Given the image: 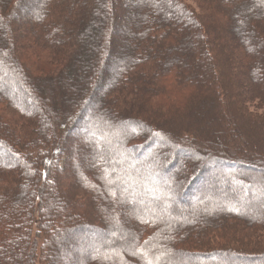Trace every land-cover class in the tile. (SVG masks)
Returning a JSON list of instances; mask_svg holds the SVG:
<instances>
[{
  "label": "trees",
  "instance_id": "obj_1",
  "mask_svg": "<svg viewBox=\"0 0 264 264\" xmlns=\"http://www.w3.org/2000/svg\"><path fill=\"white\" fill-rule=\"evenodd\" d=\"M24 2L0 0V264L69 261L77 239L92 249L73 264L264 261V245L250 247L264 244V211L249 196L238 204L226 165L264 168V0H33L22 15ZM254 102L260 112L246 109ZM83 116L93 136L72 148ZM160 136L194 159L230 149L210 159L230 179L221 191L212 179L186 218L158 184L174 179L176 156L153 183L133 170ZM192 161L177 169L178 193L202 178ZM245 178L240 187L264 193L263 179Z\"/></svg>",
  "mask_w": 264,
  "mask_h": 264
},
{
  "label": "rangeland",
  "instance_id": "obj_2",
  "mask_svg": "<svg viewBox=\"0 0 264 264\" xmlns=\"http://www.w3.org/2000/svg\"><path fill=\"white\" fill-rule=\"evenodd\" d=\"M24 1L25 2H24L23 11L20 13L22 15H24V11L27 10V4H31L33 2V0H24ZM115 49L116 50L117 49L121 50L119 48H115ZM112 51H114V50H112ZM115 55L116 54L113 52V54L109 58V62H108L107 69H106V73L103 75L104 81L101 82V84L99 85L98 92L95 93L96 96H98L99 93L106 88V82H105V81H107L106 75L110 74V70L113 67L114 61L116 59ZM9 80L11 81L10 77L7 79V81H8V84H10L9 86L11 87V92H13L16 95H19L20 94V89H21V87H23V85L21 84V82H19L20 84H18V85L11 84L9 82ZM240 82L241 81H237V84H239ZM20 85H22V86H20ZM238 91L239 90H237L236 93ZM240 92H238V93H240ZM23 101H24L25 105L31 109V107L33 106V100L28 99V98H24ZM256 106H257V102H254L253 104H250V103L248 104L247 103V106H246L247 108L246 109L250 110L251 112H254V111H256V108H257ZM258 112H260V109H258ZM86 114H87V112H86ZM203 120L207 121V118H204ZM87 123H88V119H86V117L83 116L81 118V120L79 121V125H77V127L70 133L72 144H69V146H71L72 148H75L76 144L74 142H76L77 140H80L81 136L82 137L83 136L84 137L85 136H90V138L93 136V134H91V131H90L89 126H88ZM82 125H84V126L86 125V127L84 128L85 129L84 131L82 130V127H81ZM214 134H215V132H214ZM216 138H220L219 132L216 133ZM163 142H164L163 138L160 136V137H158L155 140V142L149 148H147V150L144 151V153L137 154V157H135L137 162L133 166V170H135V173L137 175L143 177L146 182L153 183V182L156 181V179H154L152 177L153 176L152 173L156 172L158 170L156 168L163 167L161 169L166 171L171 166V164L169 162H167V161L169 159H171V157H175L176 156L175 158H176L177 161L175 162L174 166L170 167L169 174H168L169 176H171V174H173L174 175V179H172V177H171V179L168 180V184H166V183L162 184L163 182H160V180H159L158 184H160V186H162V187H164V185H166L167 187L169 186V191L171 193L167 197V199L170 201L171 204L167 206V209H170V207L172 208V206H174V208L179 211V214L182 217L186 218L190 214V213H188L189 207L193 206L196 203L197 196L199 194H201L202 191H204V189H206V188L214 189V185L211 182L212 179L214 181H218L217 184H220L219 190L220 191L222 190L221 188H222L224 183H222L221 180L228 173L227 171L224 170L225 166H222L225 163L218 164V163L213 162L212 160L210 161V159L213 158V155L222 156V158L226 157V156H228L227 153H229L227 151H230V149H228V147H226L225 145L224 146H220V147L213 146L212 149H208L209 150L208 152L205 151L197 159H194L192 157V154H190V155H189V153L186 154V153L182 152L183 150L179 149V147H185V149H187V146H183L185 144H183V145L182 144L181 145H176V144L173 145L171 143L172 146H166L165 144H163ZM217 142H214V144H216ZM188 149H191V148H188ZM193 152L195 153V151H193ZM205 154H207L206 158L204 156ZM0 156H1V154H0ZM150 159H152L151 163L149 162V161H151ZM190 159L193 160L191 165L192 164H195L194 166H198L200 164L202 165V169H201V177L202 178L200 177L201 178V180L199 179L200 182H197V184L193 185L192 189H189L188 192L178 193L180 187L182 186V183H177V182H182V180L185 181V178H184V175L180 174L179 170H177V169H178L179 166H184L183 163H187L188 161H190ZM218 161H220V160H217V162ZM226 165L228 167H230V170H234L235 174L237 175L236 177H238L235 180L231 179V181H230L232 184L236 185L238 188L241 189V192L239 194H237V201H239L238 204H240V202L242 204L247 203L244 200V197H248L249 196L251 205L252 206H256L257 205L259 210L264 211L262 209L261 205H258L256 203L259 200H261V202L264 203V193H260L256 188L254 189V187L252 185L250 186V187H253L251 189L250 188L246 189V188H244L242 186L241 187L239 186V183L240 184L241 183L242 184L243 183L249 184V179H247L245 177H250L252 182L260 181L258 179V177H259L260 179H263V180H262V183H259V182L258 183L261 184L260 186L264 189V170L263 171L260 170V168L261 169H264V168L262 166H260V165H256L258 170L247 169V170H244V172H243L242 170L238 171L237 169L233 168L230 164L229 165L226 164ZM203 166H205V167H203ZM231 168H233V169H231ZM226 177L229 178L230 176L226 175ZM171 180H172V185H171ZM260 186H259V188H260ZM136 194H137V196L139 198H141V199H143L145 201L151 200L153 203L157 202V200L152 199L151 197H149L148 193H142L141 194V193L137 192ZM232 198H234V197H231V199ZM147 206H150V204H148ZM232 206H233V204H232ZM232 206L230 204L226 205L227 208L237 209L236 207H234V206L232 207ZM262 218H264V216L261 217L260 220H262ZM249 235H250V237H254L253 239H258L257 237H255L254 233H250ZM258 237L261 238L262 235L261 236L258 235ZM90 238H88V240H90ZM233 243L234 242H232V241L231 242L227 241L226 244H227V246H231V244H233ZM262 243L263 242L259 243L258 241H256V242L253 241V243H251L250 247L254 248V249H257V247H259L260 244L264 245ZM244 245H246V243H244ZM215 247H216L215 243L209 242L208 244H206L203 247V249H209V248H215ZM66 248H67V254L69 255V258H71V257L72 258L69 259V261H64V260L60 259L59 264H73V258L75 259L78 256V253L80 255V252L81 253H87V252H90L91 249H92L90 247V244L87 245V243L85 241L78 240V239L75 240V241L69 242L66 245ZM204 261H205V264H207L206 262L213 263V264H215V263H217V264H226L225 263L226 260H225L224 256L222 258H220V259L216 258V257H212L211 259H207V260H204ZM233 262L234 263H230V264H264V261L244 262V260L237 259V258H234ZM197 263H199V262H194L193 260H189V261H186V262L182 261V264H197ZM202 264H204V262Z\"/></svg>",
  "mask_w": 264,
  "mask_h": 264
}]
</instances>
